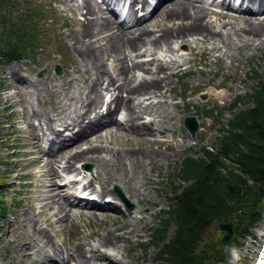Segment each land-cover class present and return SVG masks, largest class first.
Listing matches in <instances>:
<instances>
[{
	"label": "bare ground",
	"instance_id": "1",
	"mask_svg": "<svg viewBox=\"0 0 264 264\" xmlns=\"http://www.w3.org/2000/svg\"><path fill=\"white\" fill-rule=\"evenodd\" d=\"M66 1L72 2L73 0ZM156 1L157 6L153 9V12H149L143 18H138V13L149 8L150 0H129L126 12L128 23L126 21L117 23V18L111 8L113 2H115L113 6H120L124 0H77L69 5L74 15L85 17L79 29L75 30L76 33L74 32L71 35L78 43L74 50L76 70L82 72L84 79L82 81L86 82V85L83 83L81 86L71 78L62 79V83H58L56 80L52 84H46L33 77L19 74L12 66L8 68L12 73V83L7 85V89L13 87V91H9L10 93L5 98L0 96V103L4 104L8 98L13 97L19 106L20 91L24 104L28 105V108L32 111V116L28 119L29 123L23 118L25 125L23 130L31 129L30 133L32 134V138L28 137L27 139L34 141L32 147L34 150L27 153L28 156L31 155L34 160L41 163L43 169H46L39 177L44 182L40 186L42 189L38 191L39 197H36L35 200L38 206H35V204L31 206L32 217L45 218V222L51 220V223L55 225H62L63 222L69 223L78 214L87 215L95 222L106 221L105 218L100 220L101 216H104L98 213L99 211L105 213L106 217L109 213L115 214L122 221L121 225L115 229L108 230L107 234L99 239L98 245L85 244L89 251H84L81 248L84 243L81 245L76 244L77 246L67 245L63 249H59L45 232L46 229L43 230L39 226H33L32 217L30 218L24 214L25 211L21 212L14 219L11 227L7 225L10 231L2 238L0 245L8 240L9 244L18 247L20 256L19 246L25 249L26 251L22 255L24 258L29 259L28 264H114V261L106 253H99L98 250L103 249L104 252L115 251L113 240L117 233H121L123 236L130 233L137 235L142 218L136 219L128 216L126 205L118 201L117 195L112 196V190L104 188V186L113 187L117 185L120 188L122 184L126 191H129V193L131 191L130 194L134 198L141 199L143 194L139 193L140 191L138 193L134 191V180L138 176V170L142 169L140 173H143L145 163L153 165L159 160L169 161V158L163 154L164 152L160 153L153 146L161 143L172 146L174 139L159 140L153 134L150 125L158 126L164 118H170V115L166 114L163 108L164 105L154 101V99H160L164 95L165 91L163 90L168 89V81L174 74L171 70L174 66H178L182 58L180 55V57L176 55V59L173 61H167V58L174 56L180 46L188 45L190 54H193L198 45H204L206 47L202 50L203 59L207 60L211 57V53L216 52L220 54L218 61H222L225 57L230 60L241 61L242 59L237 57L240 56L242 51L251 50L254 52L264 48V0H240L239 7L245 6L247 9H251L242 10L238 14L232 13L231 0H219L218 5L222 11L217 12L206 6L197 5L192 0ZM234 1L232 0V2ZM226 3L228 4L227 7H225ZM77 20L74 19V23H78ZM155 27H160L158 34H152ZM144 47L146 50L138 53L137 56H145L146 53H149L154 58L149 62H135L131 53L139 52ZM158 51L164 52L165 55L161 54L159 57H155ZM103 56L107 59L112 58L111 64L118 63L119 68L115 70L116 72L114 71L115 76L106 74L104 71L106 66L101 67L99 65L101 62L100 57ZM140 72L149 76L140 77ZM211 79L212 77L209 76L208 83ZM104 84L103 89L102 85ZM51 86L56 89L53 95ZM106 90L112 91L109 101L105 100L106 93L103 91ZM49 94L55 98V105L52 106L50 111L42 110L38 112L36 104L40 101L43 102L44 97ZM211 94H215L217 97L224 95L223 92H220V94L212 92ZM36 121L38 125L34 124ZM183 121V117L180 118L181 127H183ZM113 133L122 138L125 137L127 141L133 144H143L137 148L131 147L132 144L130 148L123 152L121 150L114 151L112 148L114 153L105 155L111 160L128 161L132 176L126 181L121 177V174L126 172V168L122 171L120 165L117 167L114 165V167L103 169V165L106 166V163L111 165L112 162L107 161L109 158H102L100 156L101 152L97 154L98 146L91 145L93 141L102 139L104 135H114ZM185 139V137L181 139L182 145L180 147L182 149L185 145ZM83 146L87 147L84 148ZM108 147L110 146L108 145ZM162 155L164 157L159 159ZM84 162L95 163L93 173L95 179L98 180L95 183L99 185V190L96 191L95 186H91V180L89 179L84 190L93 196L92 200L77 201L73 205L70 198L76 195L78 182L72 180L60 184L59 181H63L66 176L77 171L76 165ZM141 166L143 167L141 168ZM84 168L82 165L80 171L86 172L87 170ZM99 170H101V173H99ZM100 175L105 178V181ZM119 177L120 179H118ZM124 189L123 191H125ZM67 191H71V196ZM35 195L37 196V194ZM130 201L129 203H131ZM125 203L128 204V202ZM154 206H157V203H152V207ZM125 240L127 241V239ZM259 245V250L264 249V241L260 242L258 247ZM226 252L232 256L229 248ZM261 252L264 253V250H261ZM88 253L91 258L87 256ZM108 253L109 255L113 254ZM260 256L264 258V255L260 254ZM8 262L6 263L4 256L0 255V264H12L11 260ZM17 264L27 263L20 262Z\"/></svg>",
	"mask_w": 264,
	"mask_h": 264
},
{
	"label": "rangeland",
	"instance_id": "2",
	"mask_svg": "<svg viewBox=\"0 0 264 264\" xmlns=\"http://www.w3.org/2000/svg\"><path fill=\"white\" fill-rule=\"evenodd\" d=\"M75 1L77 0H73L72 2H67L66 0H27V3H20L19 8L21 9L32 8L43 11L40 24L46 29L47 37L43 40L44 48L39 49L35 54H31L29 60H22L11 64L0 63V96H2V98H5L10 93L9 91H13V87H11L12 89H7V85L12 83V73L10 72V69H8L11 66L19 74L33 77L46 84H52L53 82H56V80L58 83H62L64 79L71 78L81 86L83 83L86 85V82L82 81L84 80L82 72L76 70L77 64L74 61V50L78 43L73 39L71 34H74V32L76 33L75 30L79 29L80 24L83 23V20L85 19L84 16L77 14L74 15V12L70 10L69 5H72ZM74 19H78L77 21L79 22L74 23ZM159 30L160 27H155L152 34H158ZM205 47L206 46L204 45H198L194 53L190 54L189 46L182 45L179 47L178 52L174 56H171L173 59L171 57L167 58V61H173L176 59V55H180L182 60L178 66L172 68L171 72L174 74L168 81V89L163 90L165 91L163 93L164 95H162L160 99H154V101L160 102L165 106H163V108L166 114L168 113L170 115V118H164L158 126L154 127V125H150V127L153 134L156 135L155 137L159 138V140L174 139V141L172 142V146H167L164 143L153 146V148L155 150L157 149L160 153L164 152L163 154L169 158V161L159 160L153 165L145 163L143 173H140L142 172V169L138 170V176H136L134 180V191L137 193L140 191L139 193L143 194L142 198L145 199L134 198L133 195L130 194L131 191L130 193L129 191H126L122 184L120 185V188L117 187V185L113 187H109L108 185L104 186V188L112 190V196L115 197V195H117L119 199L118 201L126 205L128 216L135 217L136 219L142 218V220H140L141 224L138 226L139 231L136 230L138 231L137 235H134V233L125 236L121 235V233H117L118 235L116 234L113 241L117 252L116 250L108 251L111 254L113 253L112 255H109V253L104 252L103 249L98 250L99 253H106L114 261V264H156V254L158 253L157 248L149 246L144 250L143 247L147 245L150 240V230L158 226V216L162 215L163 212H165L164 210H168L170 203V188L171 186H174L172 182L178 174L181 162L187 157H202V148L205 147L209 149L211 147L215 138L218 136V129L221 125L226 126V123L233 117V114L237 113L240 109L245 108L239 107L234 111H229L227 107L230 103L238 96L252 93L256 85V80H254L255 77L259 78L261 81L264 80V48L254 52L251 50H247L248 52L242 51L240 56L238 55L237 57L241 58V61L235 59L230 60L225 57L222 62L218 61V56L220 54L216 52L211 53V57L207 60L203 59L204 56L202 55V50H204ZM144 50H146L145 47L139 52L136 51L137 53H131L135 62H149L154 58L153 56H150L149 53H146L145 56L139 55L138 57L137 54L144 52ZM161 54L163 56L165 55L164 52L158 51L155 57H159ZM100 60L101 62L99 65H101V67L106 66L104 70L105 73L115 76V70L119 68L118 63L115 62L114 64H111L112 58L107 59L105 56L102 58L100 57ZM185 60H189V62ZM57 66H59L61 70L59 75L55 73ZM209 71L211 72L209 73ZM40 73H42V75L39 76ZM145 75L149 76L146 73L143 74V72H140V77ZM209 76L212 77V79L208 83L207 79ZM102 86L104 89L105 84ZM51 88L53 95V92L56 89L53 86H51ZM103 92L106 93L105 100L109 101L111 99L112 91L106 90ZM210 92H215L216 94L223 92L224 95L222 97H217ZM18 100L20 101L19 106L16 104L13 97L8 98L4 104L0 103V201H4L7 209L6 216L0 217V242L2 241V238L6 236V233L10 231L7 225L11 227L14 219L17 218L19 213L25 211L24 214L30 218L32 217L31 213H33V211L31 206L32 204L38 206L35 200L39 197L38 191L42 189L40 186L44 182L43 179L39 177H41L40 174L44 173L46 170L43 169L42 164L34 160L31 155L28 156L27 152L34 150L32 148L34 141L32 139H27L28 137L32 138V134L30 133L31 129L23 130V128H25L23 118L29 123L28 119L32 116V111L28 108V105L24 104L20 91ZM8 105L11 107L9 108ZM36 105V110L38 112H41L42 110L50 111L52 106L55 105V98L50 96V94L46 95L44 101H40ZM246 107H250V104ZM213 109L215 110L211 116H204V111ZM188 116H194L199 126L194 137L190 136L184 126L181 127L180 118L183 117L185 120ZM34 124L38 125V122L36 121ZM113 134L115 135V133ZM114 135H104L102 139L95 140L91 143L93 146H98L97 154L98 152H101L100 156H102V158H104L106 154H113L115 150H121L122 152L126 151L133 144L132 142L127 141L125 137H123V139L118 135ZM183 137L186 139L184 142L185 145L182 149L180 146L182 145L181 139ZM108 145L110 147H108ZM139 145L142 146L143 144L136 143L131 147L137 148ZM83 147L86 148L87 146ZM164 155L159 159L163 158ZM105 158L107 159L109 157ZM107 161L112 163L111 165L106 163V166H102L103 169H107L111 166L114 167V165L115 167L120 165L122 171L126 168V172L121 174V177L124 178L125 181L132 176V171L127 160L121 162V160H111L109 158ZM93 163L94 162H84L79 164V166H89L86 170L92 174L89 178L91 180V186H95V190L98 191L99 185L95 183L98 180L97 178L95 179V174L93 173L96 165ZM123 163L124 165L122 166ZM142 167L143 166H141V168ZM101 170H99V173H101ZM100 177L102 176L100 175ZM102 178L105 181V178ZM118 179H120V177ZM142 181L144 182L142 183ZM187 184L188 183H181L180 187H186ZM123 189L125 191H123ZM35 194H37V196ZM129 201L131 203H129ZM125 202H128V204ZM152 203H157V206L152 207ZM144 205L145 207H143ZM98 213L104 216H101L100 220L105 218L106 221L95 222L91 217H87V215L84 216L83 214H78L76 217L74 216V219L72 218L71 222H63L62 225L52 224L51 220L50 222H45V218L43 219L39 216L36 218L32 217V224L33 226H39L43 230L46 229L47 231L45 230V232L59 249H63V247L67 245L77 246L84 243L85 248L84 246L82 247V245L81 248H83L84 251H89L85 244H90L92 246L95 244L98 245L97 243L99 242V239L103 238L108 230L115 229L121 225L120 223L122 222L115 214L109 213L106 217L104 215L105 213L99 211ZM156 214L159 215L157 216ZM261 217V222L254 227L251 232L252 236L249 239L240 241L237 246H233L234 244L229 242L228 247L232 252V256L226 252L227 250L224 249V247H221L224 255L223 264H264L261 259L262 256H260V254L264 255V253L261 252V250L264 249L259 250L260 245L258 247V244L264 241V212L261 214ZM214 227L215 224L209 230L207 239L219 242L220 237L224 235V233L216 231ZM68 228L71 229L69 230ZM172 231L173 228L171 227L168 230V236L172 234ZM125 239H127V241ZM7 241L8 240H5L4 243L0 245V255L4 256L5 262L9 263L8 261L11 260L12 264L20 262L28 264L29 259L24 258L22 255L26 250L19 246L21 252L20 256L18 253V247L9 244ZM87 256L91 258L89 253Z\"/></svg>",
	"mask_w": 264,
	"mask_h": 264
},
{
	"label": "trees",
	"instance_id": "3",
	"mask_svg": "<svg viewBox=\"0 0 264 264\" xmlns=\"http://www.w3.org/2000/svg\"><path fill=\"white\" fill-rule=\"evenodd\" d=\"M27 0H0V63L29 60L44 48L43 11L21 9ZM238 96L227 108L237 113L218 129L202 157L185 158L170 188L168 210L158 216L143 247L158 250L156 264H219L224 262L218 241L207 239L219 219L234 225V243L250 235L264 211V80ZM250 104V107H246ZM213 110L204 111L211 116ZM228 164V165H227ZM181 183H188L180 187ZM0 201V217L6 215ZM173 228L168 236V230ZM142 246V245H140Z\"/></svg>",
	"mask_w": 264,
	"mask_h": 264
},
{
	"label": "water",
	"instance_id": "4",
	"mask_svg": "<svg viewBox=\"0 0 264 264\" xmlns=\"http://www.w3.org/2000/svg\"><path fill=\"white\" fill-rule=\"evenodd\" d=\"M57 74H60L58 68H57ZM184 125L186 129L189 131V133L192 136H194L198 129V124H197L195 117L193 116L186 117L184 120ZM216 230L224 233V235H222L219 239V244L222 247H226L228 243L231 241L232 236H233V224L231 222L224 223V222L218 221L216 224Z\"/></svg>",
	"mask_w": 264,
	"mask_h": 264
}]
</instances>
